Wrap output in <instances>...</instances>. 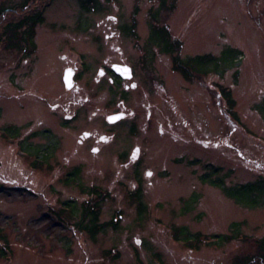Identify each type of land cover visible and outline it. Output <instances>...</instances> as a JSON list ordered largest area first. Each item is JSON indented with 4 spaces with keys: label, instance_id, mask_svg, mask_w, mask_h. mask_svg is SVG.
Masks as SVG:
<instances>
[{
    "label": "rangeland",
    "instance_id": "obj_1",
    "mask_svg": "<svg viewBox=\"0 0 264 264\" xmlns=\"http://www.w3.org/2000/svg\"><path fill=\"white\" fill-rule=\"evenodd\" d=\"M80 1H34L45 20L30 55L3 34L18 17L0 20V130L20 129L15 139L0 132V248L3 237L9 248L0 264H232L254 254L264 204L243 207L200 177L215 178L217 167L225 186L264 178V0H177L170 12L158 11L159 0H97L94 10ZM153 15L182 43L181 58L231 47L233 66L185 81L148 43ZM134 20L136 36L126 35ZM221 88L231 90L238 122ZM116 114L123 118L109 123ZM75 167L77 182L106 194L100 222L116 224L95 240L56 214L65 201L89 199L64 183ZM139 186L144 210L132 196ZM232 223L240 238L221 246L191 249L173 237L176 227L225 234Z\"/></svg>",
    "mask_w": 264,
    "mask_h": 264
},
{
    "label": "trees",
    "instance_id": "obj_2",
    "mask_svg": "<svg viewBox=\"0 0 264 264\" xmlns=\"http://www.w3.org/2000/svg\"><path fill=\"white\" fill-rule=\"evenodd\" d=\"M34 1L35 0H25L22 6L13 8L0 6V20L1 17L4 18L5 14H8L7 12L9 11L12 16L18 17L17 21L9 22L3 28V34L5 33L8 42H11L8 43V45L14 49L23 48L27 51L28 55L32 54L35 50V28L43 24L45 20L44 7H37ZM176 2L177 0H159L158 11L163 9L170 12L175 8ZM97 3V0L80 1V6L85 10H90L91 8L94 10L97 9ZM135 27L136 24L134 20L131 25L124 26L122 30L126 35L136 36ZM147 40L150 45L158 49L159 53L172 57V70L177 72L185 81H191L192 79L202 77L210 71H224L225 68L233 66L234 60L239 53L236 49L228 47L222 50L218 56L213 54H202L181 58L179 54L182 43L179 40L172 39L167 27L158 25L154 15L149 27ZM220 94L226 102L229 116L238 122L239 117L236 112H234L236 102L232 97L231 90L221 88ZM0 132L1 137L7 140L18 138L20 135V129L12 125L1 128ZM27 155L32 157L30 153ZM43 162L44 161L39 162L37 160H31L30 164L33 168L37 169L43 166ZM189 164H197V160L189 161ZM209 169L211 170L210 174H213L215 178H212L209 174L202 175L200 177L202 183H207L210 186L219 188L224 196L243 207L258 208L264 204V178L260 177L250 183L225 186L224 180L227 175H220V168L210 167ZM79 174L80 169L78 167L71 169V171L66 174L64 183L66 185L70 183L77 185L79 192L88 196L89 199L82 202L80 205H77L73 201H65L56 214L61 221H63L64 217L68 219H77L73 222V226L87 234L91 240H95L96 236L104 232L106 228H116V224L112 223V221L105 223L100 222L101 202L104 200L106 194L103 193L99 187H85L77 182ZM141 194V187L139 186L137 190L132 193V196L137 201L139 210H144L145 205L141 200ZM195 201L196 198L194 196L187 199L184 211L188 210L190 204ZM239 227L240 223H232L227 233L212 235H202L199 232L190 233L185 227H176L173 228V237L177 241L184 242L185 246L191 249L198 248L201 243H205L207 246H221L222 244L230 243L240 238L241 233ZM2 241L4 242V246L0 248V258H5L8 255L9 248L4 237ZM254 245L256 248L254 254L236 257L232 264H264V236L254 240Z\"/></svg>",
    "mask_w": 264,
    "mask_h": 264
},
{
    "label": "water",
    "instance_id": "obj_3",
    "mask_svg": "<svg viewBox=\"0 0 264 264\" xmlns=\"http://www.w3.org/2000/svg\"><path fill=\"white\" fill-rule=\"evenodd\" d=\"M114 72L117 74L123 73L122 70L117 66L114 67ZM73 77H74V72L72 70L68 69L64 72L62 79H63V83L66 89H71L73 87ZM122 77L124 79H130L131 74L124 73L122 74ZM121 118H123L122 114L111 115L107 118V121L112 124Z\"/></svg>",
    "mask_w": 264,
    "mask_h": 264
},
{
    "label": "snow or ice",
    "instance_id": "obj_4",
    "mask_svg": "<svg viewBox=\"0 0 264 264\" xmlns=\"http://www.w3.org/2000/svg\"><path fill=\"white\" fill-rule=\"evenodd\" d=\"M150 174V173H149Z\"/></svg>",
    "mask_w": 264,
    "mask_h": 264
}]
</instances>
